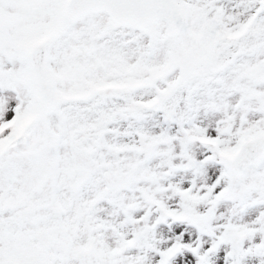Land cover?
Here are the masks:
<instances>
[{
    "label": "snow or ice",
    "instance_id": "1",
    "mask_svg": "<svg viewBox=\"0 0 264 264\" xmlns=\"http://www.w3.org/2000/svg\"><path fill=\"white\" fill-rule=\"evenodd\" d=\"M0 264H264V0H0Z\"/></svg>",
    "mask_w": 264,
    "mask_h": 264
}]
</instances>
